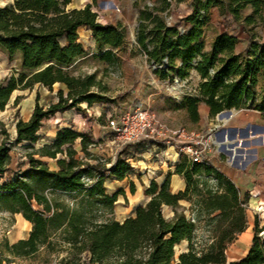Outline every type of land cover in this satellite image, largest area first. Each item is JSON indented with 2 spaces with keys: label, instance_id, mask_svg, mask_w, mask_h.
Segmentation results:
<instances>
[{
  "label": "trees",
  "instance_id": "16d2710c",
  "mask_svg": "<svg viewBox=\"0 0 264 264\" xmlns=\"http://www.w3.org/2000/svg\"><path fill=\"white\" fill-rule=\"evenodd\" d=\"M188 1L191 12L182 32L178 25H169L162 13L173 3ZM71 3L16 0L0 6V51L10 61L17 60V73L7 83L0 82V110L17 89H32L36 84L49 89L55 84L65 86L58 90V101L47 107L36 103L31 117L16 123L13 143L31 149L26 154L29 163L14 170L10 180L0 182V211L21 214L32 229L27 238L4 243V260L9 263L12 257H27L42 247L65 244L74 255L85 252L93 264H264V225L257 218L248 252L239 259H228L229 246L248 228L250 194H242L212 164L194 162L182 154L162 184L151 181L145 190L150 196L147 203L119 221L110 214L119 196L127 194L123 188L110 193L106 182L125 181L136 173L129 150L127 154L122 150L116 159L103 160L91 149L96 140L71 126L59 128L51 142L35 147L44 120L83 102L92 106L110 100L96 73H73L75 63L89 54L80 40V27L91 29L96 48L92 55L104 62L120 63L118 51L127 46L128 33L121 22L100 23L91 4L69 8ZM215 7L250 34L245 51H238V36L227 31L216 34L208 47L206 28ZM247 8L251 13H245ZM263 13L264 0H163L161 7L140 10L136 42L159 78L184 80L193 71L199 74L196 93L185 94L176 102L192 122L200 120L202 103L209 107L210 117L227 109L264 114V41L252 32ZM20 99L17 96L16 103ZM135 145L146 150L143 143ZM11 151L6 141L0 143V179L12 163ZM47 158L54 159L57 167L52 168ZM174 173L186 182L177 193L170 189ZM130 190L136 192L133 180ZM164 206L172 207V217L164 215ZM183 242L187 248L177 259V247ZM61 264L79 262L69 258Z\"/></svg>",
  "mask_w": 264,
  "mask_h": 264
},
{
  "label": "rangeland",
  "instance_id": "374dc122",
  "mask_svg": "<svg viewBox=\"0 0 264 264\" xmlns=\"http://www.w3.org/2000/svg\"><path fill=\"white\" fill-rule=\"evenodd\" d=\"M16 0H0V6L14 4ZM86 4H91L92 9L98 13L100 23H118L121 22L127 29L128 42L126 49L118 51L122 61L118 64L104 62L92 54L96 51L93 34L90 28L81 27L80 40L84 44L87 52L86 57L78 60L73 66L75 75L96 73L97 79L101 80L106 86V94L110 100L107 102H98L89 106L87 102L80 104V107L67 110L65 113H57L54 116L44 120V124L39 132L40 139L35 143L38 148L44 143L51 142L57 133V129L62 124H70L77 130L96 133L98 137L96 145L91 149L103 160H112L116 158L122 150L125 154L129 148L135 144H124L117 139L107 127V114L111 112H127L129 110L145 109L153 116L152 128L154 129V138L160 142V147H151L144 151L141 159L144 162L131 160L137 171L131 174L130 179L125 181L107 180L106 185L110 193L119 188L126 191L127 197L121 195L116 203L114 212L110 217L117 220H123L125 216L135 214V207L139 203H147L150 196L145 194L147 185L150 181L158 178L160 173L167 170L168 165L175 159V148L181 146V139L173 133L174 130L185 129L189 132H195L203 136V140L209 141L208 154L226 160L228 153L219 146L218 135L223 128L227 126L225 120L215 117L213 120L209 117L201 119L199 122H192L184 109L177 107L176 102L180 101L185 94L196 93L198 78L194 75L184 80L177 78H159L153 71L152 65L146 60V55L139 48L136 42V28L139 24L138 17L140 10L145 6L161 7L163 0H72L69 8H82ZM215 13L212 20L206 28V42L208 47L214 36L221 31L238 36L240 42L238 51H245L250 43V34L241 25L232 22L231 17L222 15L218 8H214ZM191 12L189 3H173L168 12L162 13L168 23L184 27L185 17ZM245 13H251V8L245 10ZM229 26V27H228ZM252 32L255 33L257 40L264 41V13L263 20L254 26ZM17 73V60L10 61L8 57L0 51V82L7 83L12 75ZM62 84H55L53 89L42 84H36L32 89H17L4 110H0V143L6 141L12 146V163L8 172L5 173L2 180H10L13 177L14 170L28 166L29 160L26 156L31 149L24 148L22 144L13 143L16 138V123L19 119L28 120L31 117L36 103L47 107L49 104L58 101V90L64 88ZM21 99L16 103L17 96ZM100 107L105 110L103 115H97L95 108ZM105 116V117H103ZM101 124V127L99 126ZM243 134L246 129H243ZM244 140L240 147L245 149V154H252V145L256 142L250 137L242 138ZM152 143V142H151ZM79 148V146L77 145ZM229 149L227 146H225ZM156 148V149H155ZM82 155V154H80ZM52 168L57 164L54 159H46ZM148 160L152 164L148 163ZM141 161V160H140ZM249 169V168H246ZM263 170L257 174V180L261 184L263 179ZM130 180L136 184V192L130 190ZM263 184V183H262ZM261 184V185H262ZM184 206L188 207L189 202L182 201ZM258 207H252L248 204V226L249 232L253 238L254 221L257 218L260 225H264V211H258ZM172 207L164 206L163 213L171 216ZM189 214V211L186 210ZM32 229V224L23 221L18 213L0 211V258L3 264H61L69 258H73L79 264H93L89 262L85 252L74 255L69 245L56 244L55 247H42L36 254L27 257H12L11 262L4 258L7 252L4 249V243L9 241L14 243L22 238H27ZM242 234L229 246L227 250L228 259L238 258L248 252L252 238ZM57 236L54 237V240ZM187 248V242H183L177 247V259L179 254ZM176 264V263H174Z\"/></svg>",
  "mask_w": 264,
  "mask_h": 264
},
{
  "label": "crops",
  "instance_id": "0c3cea01",
  "mask_svg": "<svg viewBox=\"0 0 264 264\" xmlns=\"http://www.w3.org/2000/svg\"><path fill=\"white\" fill-rule=\"evenodd\" d=\"M186 3H189V1ZM211 12L213 16V14L215 13L214 8L211 10ZM228 17H231V19L233 20L231 15H228ZM82 27H86V26H82ZM222 32L223 31H221L220 33ZM191 75H194L198 78V84H199L200 82L199 74L196 71H193ZM95 110H96L97 115H100V116H102L103 112H105V110L100 107H96ZM228 110L230 111L227 112ZM199 111H200V116H201L200 120L204 119L205 117H209V119H212V120L215 118V117H210L209 107L205 103H202L200 105ZM65 112H61V113H65ZM224 112L225 113L223 115L227 116V118L223 120H225L227 126L223 128L222 131L219 132L217 142L219 146L228 153V158L226 160H223L218 157L212 156L211 164L214 167L218 168L220 171H222L224 174H226L240 188L242 194L249 193L250 194L249 204L252 207L257 206L259 209L258 211L262 212L264 211V114L260 111L252 110V109H239V110L227 109V110H224ZM218 115L217 117H219ZM221 117L219 118L222 119ZM66 126H71V125L62 124L60 125L59 128L66 127ZM99 126L101 127V124H99ZM59 128L57 129V131L59 130ZM243 129H246L245 134L242 133ZM78 131H81V130H78ZM86 131H81V132L88 133L93 138L98 137V135L95 132L90 133ZM245 136L246 137L252 136V138L255 139L256 141L251 147V149L253 150L252 154H245V149L240 147L241 143L244 142L242 138H244ZM227 139L229 140V143H230L229 144L230 149H227L225 147L227 144V141H226ZM234 150H236V153H234ZM144 151L138 145H134L133 147L129 148L130 155L132 156L130 158V161L137 160L139 162H144V160L141 159V155ZM148 163L153 165V163H151L150 160H148ZM246 168H249V169H246ZM174 169H175L174 164L168 165L167 170L163 173H160L158 178H155L154 180H156L159 184H162L166 179L168 171L170 170L174 171ZM261 169L263 170V176H262L263 184L261 183L262 185L259 183V181L256 178L257 174L259 173ZM137 171L138 170L134 168V172L137 173ZM175 178L181 181L180 186L176 190H174L172 187V181ZM113 181H118V180H113ZM118 182H121V181H118ZM149 185L150 184H148L147 187ZM185 185H186V182L183 176H181L180 174H175V173L172 175L171 182H170V189L172 192L177 193L180 190H184ZM118 201H119V198H118ZM141 204H145V203H139L136 205L135 208H137ZM173 214H174V211L172 212L171 216H166L165 214L164 215L169 218V217H172ZM131 215H134V214L125 216L123 220ZM123 220H119V221H123ZM245 233H247L246 237L252 238L249 232V226L242 234H245ZM241 257L233 258L230 260L239 259Z\"/></svg>",
  "mask_w": 264,
  "mask_h": 264
},
{
  "label": "built area",
  "instance_id": "2783aa9c",
  "mask_svg": "<svg viewBox=\"0 0 264 264\" xmlns=\"http://www.w3.org/2000/svg\"><path fill=\"white\" fill-rule=\"evenodd\" d=\"M179 29L182 32L185 31L182 26H179ZM106 118L111 133L124 144L143 143L146 151H149L151 147H160V142L156 141L153 135V116L148 110L138 108L127 112H111L107 114ZM173 133L182 139L181 146L174 150L176 157L173 161L170 160L171 164H175L182 154L187 155L194 162L211 164L207 139L203 140V136L200 134L185 129L174 130ZM131 165L134 169V165L132 163Z\"/></svg>",
  "mask_w": 264,
  "mask_h": 264
},
{
  "label": "bare ground",
  "instance_id": "6f19581e",
  "mask_svg": "<svg viewBox=\"0 0 264 264\" xmlns=\"http://www.w3.org/2000/svg\"><path fill=\"white\" fill-rule=\"evenodd\" d=\"M222 119H226L227 118V116H224V115H222V117H221ZM227 141V144H226V146L230 149V146H229V140L227 139L226 140ZM231 142V141H230ZM234 153H236V150H234ZM180 184H181V181L179 180V179H177V178H175V179H173V181H172V187H173V189L174 190H176L179 186H180ZM21 215V214H20ZM22 216V215H21ZM22 219H23V221L25 222V223H27V224H31L29 221H27L23 216H22Z\"/></svg>",
  "mask_w": 264,
  "mask_h": 264
},
{
  "label": "water",
  "instance_id": "95a60500",
  "mask_svg": "<svg viewBox=\"0 0 264 264\" xmlns=\"http://www.w3.org/2000/svg\"><path fill=\"white\" fill-rule=\"evenodd\" d=\"M230 110H228L227 112H229ZM225 112H221L218 116L221 117ZM150 199V198H149Z\"/></svg>",
  "mask_w": 264,
  "mask_h": 264
}]
</instances>
